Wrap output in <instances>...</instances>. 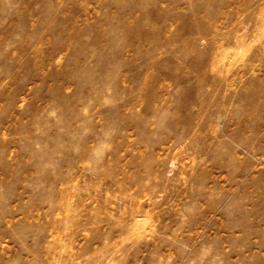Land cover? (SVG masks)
I'll list each match as a JSON object with an SVG mask.
<instances>
[{
	"label": "rangeland",
	"instance_id": "rangeland-1",
	"mask_svg": "<svg viewBox=\"0 0 264 264\" xmlns=\"http://www.w3.org/2000/svg\"><path fill=\"white\" fill-rule=\"evenodd\" d=\"M0 264H264V0H0Z\"/></svg>",
	"mask_w": 264,
	"mask_h": 264
}]
</instances>
